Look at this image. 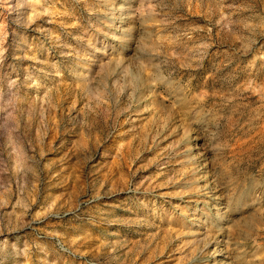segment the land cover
<instances>
[{"label": "rangeland", "instance_id": "rangeland-1", "mask_svg": "<svg viewBox=\"0 0 264 264\" xmlns=\"http://www.w3.org/2000/svg\"><path fill=\"white\" fill-rule=\"evenodd\" d=\"M0 264H264V0H0Z\"/></svg>", "mask_w": 264, "mask_h": 264}]
</instances>
